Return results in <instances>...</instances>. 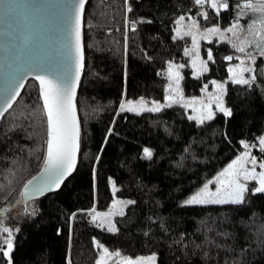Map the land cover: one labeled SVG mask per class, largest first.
<instances>
[{"label": "trees", "instance_id": "16d2710c", "mask_svg": "<svg viewBox=\"0 0 264 264\" xmlns=\"http://www.w3.org/2000/svg\"><path fill=\"white\" fill-rule=\"evenodd\" d=\"M244 1L227 0L219 15L207 6L208 18L200 22L228 26ZM198 7L195 0L87 1L77 165L58 190L9 220L13 249L5 257L0 247V264H97V240L130 256L154 253L157 264H264V193L248 187L242 204L183 203L242 151V142L264 132V56L257 57L249 84L227 80L230 116L217 112L198 124L179 104L121 111L123 99L164 97L170 60L182 62L188 96L199 95L211 79L227 78V41L201 42V53L211 51L213 59L208 71L194 75L186 40L175 34L176 18ZM46 141L39 87L29 78L0 121V208L7 210L40 168ZM259 156L264 162V152ZM111 182L118 197L132 200L114 217L115 232L91 219L93 210L110 206Z\"/></svg>", "mask_w": 264, "mask_h": 264}, {"label": "snow or ice", "instance_id": "6c2138e0", "mask_svg": "<svg viewBox=\"0 0 264 264\" xmlns=\"http://www.w3.org/2000/svg\"><path fill=\"white\" fill-rule=\"evenodd\" d=\"M85 0H78V3L75 5V14H74V23L71 28V36H72V59L75 68V74L65 75L62 80H57L50 78L45 75H37L36 79L39 81L40 85V96L43 100V110L47 117V153L44 159V171L47 173L45 179L38 185L35 186L34 191L37 193H43V191L49 187L54 186L55 188L60 187V183L65 176H67L75 166V156L77 149V138H78V127L74 114L73 107V97L75 95V87L76 83L79 80L80 70L83 67V50L81 47V14L84 9ZM197 5H204L205 3L208 6L215 10L217 15H219L222 9H227L229 4L227 0H195ZM246 8L252 9L253 11H259L264 13V0H258L256 4L247 3L245 5ZM201 15L204 16L205 19L208 18V13L203 12ZM184 17L181 16L177 21V25H181ZM260 23L264 25V19H261ZM193 26H195V21H193ZM133 29L135 28V23L132 25ZM238 25H233L226 29V32H232L235 35V29ZM177 36L181 33V28L177 27L175 29ZM220 33L221 39H224L223 33L218 27H212L206 30L205 35H215ZM185 35H192L193 39V47L195 48L197 45V37L196 35L186 32ZM257 36L260 37V41L258 46L261 48L262 54H264V35L260 32L256 33ZM175 38V37H174ZM235 47V45H234ZM237 50L239 52H244V47H238ZM188 51H185V55H188ZM252 58V57H250ZM197 59H193V67H196ZM213 59L211 51L208 52L207 60L211 61ZM225 59L231 60L232 57H225ZM200 70L208 71L207 64L205 61H200ZM183 67V65H173L169 64L167 70V76L170 81L169 90L180 94L179 91V82L182 79L180 76L178 68ZM252 69L249 67L240 66L237 69L229 68V72L232 73L231 79L233 83L236 84H249L250 80L245 79L243 73L251 72ZM199 73H197L198 75ZM23 79V78H21ZM175 84V87H173ZM23 87L22 83L17 84L13 88L12 94H10L5 99V103L11 107L12 101L16 99L19 95V88ZM217 88H223V85H217ZM168 100L175 102L174 96H168ZM217 108L219 111L223 112L224 115L230 116L231 111L227 108L223 107L222 97L217 96ZM144 102L140 101L138 104H133L131 101L127 103L121 104V111H143L144 110ZM167 106V105H165ZM162 106L159 104H155L149 109L150 111L156 112L159 111ZM189 119H194L198 124L203 123L205 120L213 119V114L211 110L207 112L206 115L201 116H190ZM111 131V130H110ZM244 143V142H242ZM260 150L264 152V136L259 138ZM245 149L249 148L247 143H244ZM144 156L146 158H150L152 156V152L145 148ZM251 162L252 165H256L257 161L255 157H250L249 153L245 151L240 157H237L236 160L232 161L231 164L227 166L219 174V178H217L216 183V191H210L208 184H205L200 190H198L195 194H193L188 200L185 201L186 204H242L245 199V193L248 191L245 184L239 181V177L243 176L245 180H258L259 186L256 187L253 191L255 193H264V170L260 171L258 174L255 172V168L249 170L245 167V164ZM261 169H264V162L259 164ZM31 183V181H29ZM123 214V213H121ZM75 215V214H74ZM100 213H96L92 218L93 220H97L100 217ZM99 227H103V221L98 224ZM108 231L115 232L116 228L111 225L109 221ZM3 232L8 233V236L5 240L6 250H3V255L5 257H10V254L13 249L12 235L11 231L8 228H3ZM102 247V246H101ZM104 257H108L110 254L107 249H103ZM115 255L119 256V253H115ZM102 257L97 261V264H105V259ZM155 257H147V258H137L136 260H130L124 258L121 261V264H154ZM8 264H11V259H9Z\"/></svg>", "mask_w": 264, "mask_h": 264}, {"label": "water", "instance_id": "95a60500", "mask_svg": "<svg viewBox=\"0 0 264 264\" xmlns=\"http://www.w3.org/2000/svg\"><path fill=\"white\" fill-rule=\"evenodd\" d=\"M81 14V47L83 46V16L85 6ZM78 0H0V121L3 115L11 108L5 103L6 97L13 92V88L22 83L18 99L29 78H34L39 87L37 75H45L53 79L62 80L65 75L75 74L72 59L71 28L74 23L75 5ZM222 9L221 11H225ZM85 65L80 70L79 80L76 83L75 95L72 103L79 133V121L77 115L76 98L81 76ZM23 78V79H21ZM41 98V96H40ZM43 105V100L41 98ZM46 115V114H45ZM47 119V117H46ZM48 140V134H47ZM47 153V141L45 155ZM79 154V135L75 166L72 171L63 178L64 181L74 172ZM44 159L40 168L23 184L20 190V198L23 203L30 199L39 198L46 193L54 192L59 188L47 187L43 193L34 191L46 177L44 171ZM31 181V183H29ZM5 209L0 208V214Z\"/></svg>", "mask_w": 264, "mask_h": 264}, {"label": "rangeland", "instance_id": "374dc122", "mask_svg": "<svg viewBox=\"0 0 264 264\" xmlns=\"http://www.w3.org/2000/svg\"><path fill=\"white\" fill-rule=\"evenodd\" d=\"M257 2L258 0H246L243 3H241V6L236 11V17L234 18V21L230 25L225 26V27H222L219 25H210V26L202 25V23L200 22V17L201 18L204 17L203 15H201V13L206 12L207 6H208L207 3H205L204 5H199L196 13H188L187 15H181L184 17V20L182 21L181 25H177L176 23V21L181 16L177 17L175 20L174 31L177 27L181 28V33L178 37H182L186 40L184 51L187 50L189 53L186 56H188V64L191 67L194 75H197V73L201 74L204 72L200 70L201 68L200 61H205L208 66V60H207L208 55L204 56L201 53V42L203 40L205 41H210L212 39L225 40L230 44L232 48V52L226 57L231 56L232 59L231 60L226 59L228 60V66H227L228 76L226 79H218V78L211 79L207 84H205L202 87L201 93L195 96H188L183 93L182 86H181V80H180L179 82L180 94L177 95L176 93L169 90L170 81L167 76V70H168V66L170 63L173 65L179 66V65H182V62L170 60L167 62L166 67H165L167 84H166V93L162 99L139 97L136 99H123L122 103H127L128 101H131L133 104H138L140 101H143L144 110L151 109L154 106V103L159 104L162 107H165V105L169 106L172 104H179V105L185 106V108L189 110L190 116L206 115L207 112L211 110L213 117H214L217 112H221L218 110L216 106L217 105L216 97L221 96L223 107L227 108L224 102V95L226 91L227 80L232 81L231 79L232 73L229 72V68L237 69L240 66L251 68L252 71L243 73V76L245 79L252 80L254 76L255 61L259 55L264 56V54H262L261 52V48L258 46L260 37L256 35L257 32H260L262 35H264V25L260 23L261 19H264V13H261L259 11H253L252 9L245 7L247 3L256 4ZM193 21H195V26H193ZM233 25H238V27L235 29V33H236L235 35H233L232 32L225 31L226 29H228L229 27H232ZM212 27H218L221 30V33H223L224 39H221L220 33H217L215 35L206 36L205 35L206 30ZM186 32H190L196 35L197 45L195 48L193 47L192 35H185L184 33ZM175 34H176V31H175ZM238 47H244L245 51L243 53L239 52L237 50ZM197 56H198L197 64H196V67L194 68L192 62H193V59L196 58ZM177 70L179 71L180 76H181V68H178ZM217 85H223V88H217ZM173 87H175V84H173ZM168 96H174L175 102L168 100L167 99ZM137 111L139 112V110ZM261 136H264V132L260 136L257 137L255 142L253 143L244 142L249 145V148L245 149L244 143H243L242 151L235 158L230 160L226 164V166L220 172H218L212 179H210L208 182L205 183V184H208L210 191H213V192L216 191V187H217L216 180L217 178H219V174L223 172V170L227 168V166L231 164L232 161L236 160L237 157H240L242 154H244L245 151L249 153L250 157H255L257 161L255 166L252 165L251 162H248L245 164V167L249 170H252L253 168H255V172L257 174L260 171L264 170L259 167V164L261 163V159L259 156V152L261 151L260 145H259V138ZM238 179L241 183L245 184L247 188L250 187L252 191L256 187L259 186L258 180L256 179L245 180L243 176H240ZM111 187H112V191L114 195H113L112 202L110 206L108 207V209L101 210V211L93 210L91 213V219L97 226L98 224L101 223V221H103V227L108 228L109 221H110L111 225L116 228L115 223H114V217L116 215L121 214L124 211L125 207L132 201L131 199H128V198L118 197L116 195L117 186L113 182H111ZM192 195L186 198L185 201L188 200ZM185 201L183 203L187 205ZM32 204H33V199H30L27 202L23 203L21 198L18 196L11 200V202L8 204L7 210L4 208L5 213L0 214V242H1L0 247L2 250L6 249V246L4 245H6L5 240L8 236V233L3 232V228H8L11 231V235H12L14 231L12 230L13 228L10 229L9 220L13 218L14 216L19 215L20 212L30 209L32 207ZM96 213H100L101 216L98 217L97 220L94 221L92 217L96 215ZM96 244L100 246V254H99L98 260L104 257L103 249H107L108 253L110 254L108 257H104L105 264H121V261L124 258L130 259V260H136L137 258H147V257H152V256L155 257L154 264H157L156 255L154 253L147 254V255L130 256L128 254L121 253L118 249H110L106 247L105 245H103L98 240L96 241ZM115 253H119V256L115 255Z\"/></svg>", "mask_w": 264, "mask_h": 264}, {"label": "flooded vegetation", "instance_id": "af4514ba", "mask_svg": "<svg viewBox=\"0 0 264 264\" xmlns=\"http://www.w3.org/2000/svg\"><path fill=\"white\" fill-rule=\"evenodd\" d=\"M4 246H6V245H4ZM6 250V249H5Z\"/></svg>", "mask_w": 264, "mask_h": 264}]
</instances>
